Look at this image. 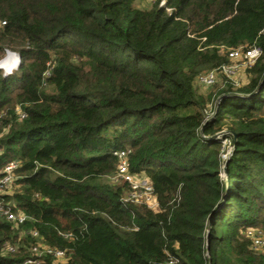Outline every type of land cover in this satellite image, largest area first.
Returning a JSON list of instances; mask_svg holds the SVG:
<instances>
[{"label": "trees", "instance_id": "trees-1", "mask_svg": "<svg viewBox=\"0 0 264 264\" xmlns=\"http://www.w3.org/2000/svg\"><path fill=\"white\" fill-rule=\"evenodd\" d=\"M137 1L0 0V206L26 216L0 220V264H264V0ZM253 46L245 85L197 89ZM119 151L158 211L106 182Z\"/></svg>", "mask_w": 264, "mask_h": 264}, {"label": "built area", "instance_id": "built-area-1", "mask_svg": "<svg viewBox=\"0 0 264 264\" xmlns=\"http://www.w3.org/2000/svg\"><path fill=\"white\" fill-rule=\"evenodd\" d=\"M260 55L261 50L256 46H253L249 49H231L227 52V57L230 62L244 63L246 67H251L257 61ZM231 71L232 67H230V65H223L217 69L202 74L197 79V82L203 87H210L215 84L219 74L228 77V74H230ZM115 155L118 160V165L116 174L112 177V180L114 183L120 182L128 186V191L130 194L128 195V199H125V201L130 203L137 202L136 204H143L154 212L158 211V203L156 197L152 193V188L147 178L145 177V180H141L136 178L139 174L132 175L130 173L127 151H119ZM17 166L18 165L16 162H11L4 167L2 171L3 177L0 179V191L4 192L5 190L9 189L14 180L13 172ZM3 219L8 222H12L15 225H22L26 221V216L21 212L15 213L8 207L0 206V220ZM30 235L35 239H39V235L36 231H32ZM246 237L250 240L252 248L257 250L264 247V235L261 231L252 229L248 230L246 231ZM14 251L15 249L13 247H7L8 253H13ZM31 251L33 256H36L37 258L41 257L42 255H50L55 261L58 262L64 261L66 257L64 251L46 248L39 243L34 246ZM36 262L37 261L35 259L28 258L22 264H37ZM173 262L175 261H170L169 264H173Z\"/></svg>", "mask_w": 264, "mask_h": 264}, {"label": "rangeland", "instance_id": "rangeland-1", "mask_svg": "<svg viewBox=\"0 0 264 264\" xmlns=\"http://www.w3.org/2000/svg\"><path fill=\"white\" fill-rule=\"evenodd\" d=\"M154 0H140L136 2V7L140 8V9H148L150 8V4L153 3ZM230 67H232V71L230 74H228V77L219 74L217 76L216 82L213 86L210 87H202L200 86V84H196L197 89L203 93L204 95H212L216 89H219L222 87L223 84L227 83L226 81L228 80L230 83H232L234 85L235 88H240L243 85H245L247 83V76H246V65L244 63H232L230 62ZM206 72H204L203 74H205ZM18 113V112H17ZM3 118V115L0 114V120ZM5 134V131H2V133H0V137L3 136ZM223 145L226 148H229V145L224 142ZM115 174H113L111 177L106 178V182L109 184L114 183L112 180V177ZM224 177V175H222V178ZM136 178H139L141 180H145V176L144 174H139ZM223 181H225V178L223 179ZM116 184H121L116 183ZM130 194L129 191H127L124 195V199H128V195ZM140 201V200H139ZM137 202H134V204H136ZM139 203V202H138ZM251 230V229H250ZM248 231V230H247ZM257 231V230H256ZM260 253L264 254V247L257 249Z\"/></svg>", "mask_w": 264, "mask_h": 264}, {"label": "water", "instance_id": "water-1", "mask_svg": "<svg viewBox=\"0 0 264 264\" xmlns=\"http://www.w3.org/2000/svg\"><path fill=\"white\" fill-rule=\"evenodd\" d=\"M16 60V65L12 66V61ZM19 56L16 53L6 51L5 56L0 59V70L3 72V76H7L11 74L14 70H16L19 63ZM263 84V81L260 83ZM227 183V181H226Z\"/></svg>", "mask_w": 264, "mask_h": 264}, {"label": "bare ground", "instance_id": "bare-ground-1", "mask_svg": "<svg viewBox=\"0 0 264 264\" xmlns=\"http://www.w3.org/2000/svg\"><path fill=\"white\" fill-rule=\"evenodd\" d=\"M16 65V60H13L12 61V66H15Z\"/></svg>", "mask_w": 264, "mask_h": 264}]
</instances>
